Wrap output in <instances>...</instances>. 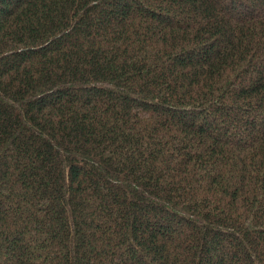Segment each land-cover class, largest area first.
I'll list each match as a JSON object with an SVG mask.
<instances>
[{
  "label": "trees",
  "instance_id": "16d2710c",
  "mask_svg": "<svg viewBox=\"0 0 264 264\" xmlns=\"http://www.w3.org/2000/svg\"><path fill=\"white\" fill-rule=\"evenodd\" d=\"M0 264H264V0H0Z\"/></svg>",
  "mask_w": 264,
  "mask_h": 264
}]
</instances>
